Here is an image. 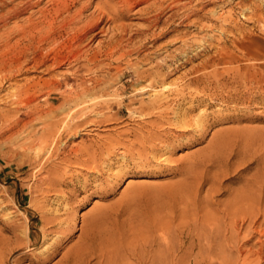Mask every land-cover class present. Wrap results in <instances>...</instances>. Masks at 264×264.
<instances>
[{
	"label": "rangeland",
	"instance_id": "1",
	"mask_svg": "<svg viewBox=\"0 0 264 264\" xmlns=\"http://www.w3.org/2000/svg\"><path fill=\"white\" fill-rule=\"evenodd\" d=\"M58 1L0 0V264H264V0H161L157 41L135 34L157 13L138 4L129 61L103 52L108 31L73 57L68 38L100 0L75 1L70 27ZM172 53L190 60L153 102L149 72ZM63 120L58 153L35 156L31 141Z\"/></svg>",
	"mask_w": 264,
	"mask_h": 264
},
{
	"label": "bare ground",
	"instance_id": "2",
	"mask_svg": "<svg viewBox=\"0 0 264 264\" xmlns=\"http://www.w3.org/2000/svg\"><path fill=\"white\" fill-rule=\"evenodd\" d=\"M75 1L76 3L79 2L80 0H59L58 3L56 2V5L55 7L53 8V14L54 15H61L62 13H66L63 17H62V21L63 22V26L64 27H70L71 24H75L78 19L80 20V16H81V13L83 11V9H85V4H82V5H79V7H77V9L74 10L73 13H70V10L71 8L74 6L75 4ZM170 1V0H169ZM88 2V1H87ZM144 4L145 3V6H139V9L140 11H143L144 13L148 14L149 12L151 11H156L158 9H161L160 6L161 5V0H100L97 2L94 10H92L90 16L84 20L83 24L79 25V26H75L73 29V35H71L70 39L71 40V43L67 46L68 50L70 52H72V56L73 57H81V49H82V46H83V41L87 38L90 37L89 40H93L94 37L100 32V33H105V32H111V34H109L108 36V40L106 41V44H102L101 43V46L100 47H105V49L103 50L104 53L107 54H113L117 51H120V57H122L123 59H127L129 61V56L131 54V52L129 51L130 48L132 46H128V43L132 41V34H129L128 36L127 35V23L124 22V19L126 18V13L129 12L131 9H133L136 5L138 4ZM176 3L177 2H174V0H172V2L169 4V7L173 8V7H176ZM54 4V3H53ZM81 4V3H80ZM163 4V3H162ZM221 5V4H220ZM178 6V5H177ZM193 8V7H192ZM13 9V8H12ZM138 10V11H139ZM196 10V9H195ZM139 11V13H140ZM157 13L156 14H153V17H147L146 20H147V24L146 26L143 28H135L136 31H135V34L136 33H141L142 35L144 34V39H148L150 38L151 40H155L157 41V39L159 38H163L164 36H166L168 33H169V28H166L165 27H162L161 29H159L158 31H155L157 28H158V24L159 22L161 21L160 20V16H159V11H156ZM173 12V11H172ZM176 12V11H175ZM174 12V13H175ZM189 12V11H188ZM196 12V11H195ZM51 13V12H50ZM49 11L44 13V16L45 17H51ZM192 14V13H191ZM189 14V15H191ZM17 15V14H16ZM129 15V14H128ZM175 15V14H174ZM189 15H186L185 18H188ZM211 15V13H210ZM146 17V16H145ZM169 17V16H168ZM207 17V16H206ZM219 17V16H218ZM204 18V17H203ZM30 19V18H29ZM182 19V18H181ZM201 19V18H200ZM193 20V19H192ZM45 21V20H44ZM204 21V20H203ZM224 21V20H223ZM79 23V22H78ZM101 23H103L102 25H100ZM109 23V24H108ZM223 24V22H221ZM104 24H108V26L105 28L104 27ZM100 25V28L97 30V28L99 27ZM111 25V26H110ZM133 25V24H132ZM171 25V24H170ZM207 25V24H206ZM225 25V24H224ZM18 27V26H17ZM52 27V26H51ZM202 27V26H201ZM134 27H132L133 29ZM203 29V28H202ZM207 29V28H206ZM150 33L147 34V31H150ZM130 31V30H129ZM222 31V30H221ZM33 32V31H32ZM55 32V31H54ZM36 33V32H35ZM107 34V33H106ZM62 35V33H61ZM204 36V35H203ZM43 38H46L47 37V34L43 35L42 36ZM41 38V37H40ZM185 38V37H184ZM38 40V39H37ZM176 40V38H171V39H167L165 40L164 42H161L159 44H156V48H164L167 44H170L172 42H174ZM142 41V40H141ZM45 42V41H43ZM101 42V41H100ZM134 42V41H133ZM197 42V41H195ZM67 43V42H66ZM135 43H133L132 45H134ZM189 44V43H188ZM200 45V44H199ZM98 46V47H99ZM154 46V45H153ZM65 47V46H64ZM99 47V48H100ZM186 48V46H185ZM205 48V47H204ZM53 49V48H52ZM90 49V48H89ZM173 49V48H172ZM67 50V52H68ZM171 50V49H170ZM181 50V49H180ZM189 50V49H188ZM191 50V49H190ZM88 52V51H87ZM96 52V51H95ZM94 52V53H95ZM101 52V51H100ZM183 52H186V49H184V51H182V55H183ZM181 53V52H180ZM103 54V53H102ZM137 54V53H136ZM187 54V53H186ZM86 55V54H85ZM88 55V54H87ZM181 55V54H180ZM68 56V54L66 55ZM71 56V57H72ZM111 56V55H110ZM185 56V54H184ZM187 56V55H186ZM17 57V56H16ZM44 57V56H43ZM70 57V56H69ZM83 57V56H82ZM102 57V56H101ZM20 58V57H18ZM90 57H88L89 59ZM182 57H179L178 55L172 53V54H168V56L166 55L165 58H163V61L162 63H159L158 64H152L154 67L151 68V72H149V75L152 76L153 79H156L157 82H161V84H159L160 86L159 87H156V86H153V85H156L155 84V80H151L149 82V89L153 92L154 94V99H152V101H156L159 97V99H162L164 97H167L172 91L171 88H172V85L174 84L172 81L170 82H165V79L168 77V75L171 74V72H173V70H176V68L182 64V62H186V59H189L188 57H186L185 59H183L180 63H177L176 62L178 60H181ZM46 59L47 58H38L35 60V63L37 65L38 64H44L46 62ZM121 59V58H120ZM141 59H145V60H148L150 59V55L149 53L145 54V55H142L141 56ZM12 60V59H11ZM19 60V59H18ZM62 59L60 58V55L58 52H55L53 53V56H52V65L55 64V63H58L59 61H61ZM90 60V59H89ZM190 60V59H189ZM76 61V60H75ZM88 61V60H87ZM136 61V60H135ZM13 63V62H12ZM11 63V64H12ZM93 63V61H92ZM110 63V62H109ZM169 65V70L163 72L162 71V68H164L165 65ZM14 65V64H13ZM51 65V64H50ZM4 66V65H3ZM149 68H146L145 70H138V68H134L133 70L136 72V73H143L144 71L148 70ZM173 74V73H172ZM60 77V76H59ZM235 78V77H233ZM243 78V77H242ZM249 78V77H248ZM232 79V78H231ZM174 80V79H173ZM245 81V80H244ZM248 81V80H246ZM175 82L177 83V81L175 80ZM178 84V83H177ZM40 85V84H39ZM82 86V85H81ZM98 86V85H97ZM22 87V86H21ZM143 90H145V88L143 86H141ZM176 87V86H175ZM91 88V87H90ZM178 88V87H177ZM180 88V87H179ZM21 89V88H20ZM83 89V88H82ZM86 89V88H85ZM89 89V87H88ZM87 89V90H88ZM138 89V88H137ZM141 89V90H142ZM175 90V88H173ZM140 90V89H139ZM146 90H148V88H146ZM29 91V90H28ZM84 91V89H83ZM167 91H169V93H166ZM30 92V91H29ZM87 92V91H86ZM85 92V93H86ZM136 92V91H135ZM145 92V91H144ZM150 92V91H149ZM27 94V93H26ZM35 94V92H34ZM80 94V93H79ZM85 95V94H84ZM149 95V94H148ZM29 96V95H28ZM151 96V95H150ZM172 96V95H171ZM180 96V95H179ZM177 97V96H176ZM3 98V97H2ZM172 98V97H171ZM156 99V100H155ZM24 100V99H23ZM29 100V99H28ZM27 100V101H28ZM77 100V99H76ZM21 101V100H20ZM82 101V100H81ZM114 101V100H113ZM170 101V100H168ZM167 101V102H168ZM17 102V101H16ZM22 102V101H21ZM25 103H27L26 101H24ZM152 102V103H153ZM171 102V101H170ZM20 103V102H19ZM79 104V103H78ZM119 104V102H118ZM83 107V106H82ZM52 110V108H50ZM152 107L148 104L147 108H146V113L149 114H152V113H156L154 112H151ZM32 110V109H31ZM29 111V110H28ZM84 111V110H83ZM35 112V111H34ZM33 110L32 111H29L27 112L25 115L26 116H30V115H33ZM48 111H46L47 113ZM96 112V111H95ZM133 112V111H132ZM97 113V112H96ZM71 115V114H70ZM74 115V114H73ZM72 115V117H73ZM35 116V115H34ZM63 116V115H62ZM156 116V115H155ZM36 117V116H35ZM85 117V116H84ZM78 118V117H77ZM104 118V117H103ZM33 119V117H32ZM39 119V118H38ZM70 120V118H68ZM88 119V118H87ZM31 120V119H30ZM67 120V119H66ZM86 120V119H85ZM101 120V119H100ZM22 120L20 119H16V121L12 124V127L14 126H18L19 125V122H21ZM160 121V120H159ZM203 121V120H202ZM67 122L68 121H65L63 120L61 123H54L52 125H49V126H46V128H44V130L40 133V135L33 141H31L30 145L32 146V150H34V153H35V156H39V154L41 152H47L48 153V158H51L50 156H52L54 154V152L57 154L58 153V149H60V145H61V142L63 141V138H64V134L66 132V129L68 127L67 126ZM164 122V121H163ZM27 122H22V126L25 125ZM71 123V122H70ZM101 123V122H100ZM175 124V123H174ZM187 125H190V124H187ZM186 125V126H187ZM72 127V126H71ZM74 127V126H73ZM189 127V126H187ZM190 129V128H189ZM70 130V129H69ZM65 131V132H64ZM73 131V130H72ZM70 132V131H69ZM154 132V131H153ZM158 132V131H156ZM73 133H76V130L75 132ZM148 137H151L150 134ZM151 139V138H150ZM142 140V141H141ZM140 140V143L142 142V149L143 148V138ZM110 143V141H109ZM64 144H65V140H64ZM115 144L116 145H119V144H126V142H124L123 140L120 141L119 139H116L115 141ZM93 145V144H92ZM140 145V146H141ZM153 145V144H152ZM151 145V146H152ZM155 145V143H154ZM107 146V147H105ZM125 146V145H124ZM113 147L116 148V146L114 145ZM148 147V146H147ZM155 148V147H154ZM86 149V147H85ZM141 149V151H142ZM112 148H109L108 147V144L107 145H101V150L100 152L97 151V154L100 155V158L101 159H105L107 156H110L111 153H112ZM124 151V150H123ZM140 151V149L138 150ZM30 153V152H29ZM74 153V152H73ZM68 154V153H67ZM143 154V153H141ZM61 156V155H60ZM124 156V155H123ZM142 156V155H141ZM95 157V156H94ZM36 158V157H35ZM38 158V157H37ZM64 159V158H63ZM127 159V158H126ZM49 160V159H48ZM95 162V161H94ZM92 168H97L98 167V164H94L91 166ZM52 173L55 174V172H53V169L51 168L50 169ZM57 170V169H56ZM49 171V170H48ZM49 172V173H51ZM66 173V171H65ZM64 173V174H65ZM53 174V175H54ZM59 176L60 174H58V172L56 173V175H54V179L51 177V180H58L59 179ZM46 178V177H45ZM50 177L48 176L47 177V180L49 179ZM50 180V181H51ZM52 180V181H53ZM250 217H253V216H250ZM236 219V218H235ZM234 219V220H235ZM243 219V218H241ZM231 227V226H230ZM237 231V230H236ZM227 245V244H226ZM149 263V262H148Z\"/></svg>",
	"mask_w": 264,
	"mask_h": 264
}]
</instances>
